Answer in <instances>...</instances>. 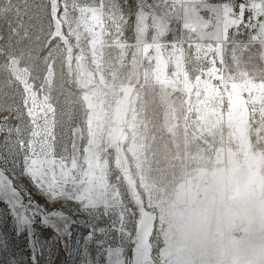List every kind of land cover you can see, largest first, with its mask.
<instances>
[{"label": "rangeland", "instance_id": "374dc122", "mask_svg": "<svg viewBox=\"0 0 264 264\" xmlns=\"http://www.w3.org/2000/svg\"><path fill=\"white\" fill-rule=\"evenodd\" d=\"M157 3L178 4L0 0L18 34V58L0 71V122L47 133L69 192L113 222L124 264L137 248L139 264H264V49L245 30L230 37L250 49L231 71L215 51L209 74L188 67L148 34L160 19L139 10ZM74 235L45 254L53 228L17 229L9 216L0 264H92L87 230Z\"/></svg>", "mask_w": 264, "mask_h": 264}, {"label": "snow or ice", "instance_id": "6c2138e0", "mask_svg": "<svg viewBox=\"0 0 264 264\" xmlns=\"http://www.w3.org/2000/svg\"><path fill=\"white\" fill-rule=\"evenodd\" d=\"M188 3L191 9L185 8L186 16L193 15L205 27L213 20L216 22L217 39L221 34L226 36L231 29L236 30L233 35L247 30L253 43L259 41L264 45V0H225L222 4L188 0ZM46 136L47 133L40 129L26 135L19 125L14 127L7 121L0 122V201L5 205L0 208V224L10 216L17 229L23 226L27 230L37 222L52 227L54 238L47 243L45 254L50 248L67 249L75 243L76 230L86 229L87 236L83 239L96 253L94 257L90 253L92 264H98L100 258L104 264H124V248L112 235L116 231L113 222L69 192L64 165L55 159ZM24 178L31 188L24 184ZM33 191L43 199H35ZM16 234L20 235L19 230ZM134 251L135 264H139V249ZM32 260L33 264H38L35 256ZM51 264H55L54 257Z\"/></svg>", "mask_w": 264, "mask_h": 264}, {"label": "crops", "instance_id": "0c3cea01", "mask_svg": "<svg viewBox=\"0 0 264 264\" xmlns=\"http://www.w3.org/2000/svg\"><path fill=\"white\" fill-rule=\"evenodd\" d=\"M224 2L225 0H219L217 3L211 1L213 4H222ZM185 8H189V10L191 9V5L188 3V0H179L178 4L175 7L173 6V8H171L168 3H157V5L152 8V13L143 9H140L139 12L148 18L151 17V19H160V32L157 31V27L153 24H147L146 28L148 30V34L151 36L159 34L161 37H165L164 41L168 51L170 50L171 53L181 54L188 67H192L194 64H200L201 70L204 71L205 74H209L208 62L213 56H215V51L218 56H221L223 70L231 71V61H236V57L238 56L236 51L250 50L248 47H246V43H242L240 40L233 41L230 38L233 34H229L230 32H228L226 36L221 34V38L217 39L216 28L209 26L205 27L204 23L202 21L198 22L196 19H194L193 15L186 16ZM203 15L205 16L207 13H204ZM174 20L178 26L176 38L173 40L166 39L169 34L168 28ZM191 25L193 28L189 29V26ZM194 29L197 30H195L197 34L200 30L202 35H195ZM234 38L238 37L234 35ZM180 39L183 40L182 49L179 52H174V43ZM257 42L258 44H254L252 47L259 52L263 51L264 45H262L259 41ZM240 55L242 54L240 53L239 56Z\"/></svg>", "mask_w": 264, "mask_h": 264}, {"label": "trees", "instance_id": "16d2710c", "mask_svg": "<svg viewBox=\"0 0 264 264\" xmlns=\"http://www.w3.org/2000/svg\"><path fill=\"white\" fill-rule=\"evenodd\" d=\"M15 19L12 14L0 15V71L18 58V34H14Z\"/></svg>", "mask_w": 264, "mask_h": 264}, {"label": "built area", "instance_id": "2783aa9c", "mask_svg": "<svg viewBox=\"0 0 264 264\" xmlns=\"http://www.w3.org/2000/svg\"><path fill=\"white\" fill-rule=\"evenodd\" d=\"M172 5L175 4L176 2H179V0H168ZM193 26H189V29H192ZM182 46H183V40H179V41H176V43H174V48H173V51L174 52H179L181 49H182ZM227 90H229V87L227 88ZM231 147L233 148H239L240 146L239 145H236V144H232Z\"/></svg>", "mask_w": 264, "mask_h": 264}]
</instances>
